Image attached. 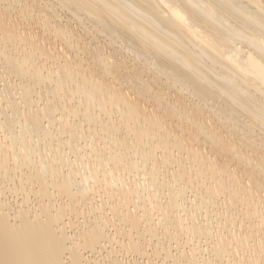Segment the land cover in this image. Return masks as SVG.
<instances>
[{
    "label": "bare ground",
    "instance_id": "1",
    "mask_svg": "<svg viewBox=\"0 0 264 264\" xmlns=\"http://www.w3.org/2000/svg\"><path fill=\"white\" fill-rule=\"evenodd\" d=\"M0 264H264V0H0Z\"/></svg>",
    "mask_w": 264,
    "mask_h": 264
},
{
    "label": "rangeland",
    "instance_id": "2",
    "mask_svg": "<svg viewBox=\"0 0 264 264\" xmlns=\"http://www.w3.org/2000/svg\"><path fill=\"white\" fill-rule=\"evenodd\" d=\"M30 21V20H29ZM27 21H24V24L22 23V25H25L26 27V29L28 28V29H32V28H35L36 29V26H35V22H34V20H32V21H30L31 22V24H32V27H31V25H26V24H28V22L26 23ZM31 27V28H30ZM83 37V36H82ZM81 37V38H82ZM84 39V37L82 38V40ZM86 39V38H85ZM152 97H153V95H151ZM152 97H150V101H149V103L147 102H145L146 103V106L148 105V107L150 108V106L153 104V98ZM153 99V100H152ZM171 100H172V98H171ZM147 101V100H146ZM144 104V103H143ZM151 104V105H150ZM200 140V139H199ZM198 144V146L199 147H201V149L204 147L203 145H201L202 143H201V140H200V144H199V142L197 143ZM207 148V147H206ZM233 165H234V163H233ZM232 166V165H231ZM78 222H81V220H78Z\"/></svg>",
    "mask_w": 264,
    "mask_h": 264
}]
</instances>
